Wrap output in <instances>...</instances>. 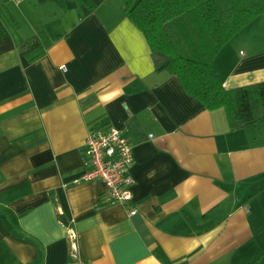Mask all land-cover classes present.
<instances>
[{"label": "crops", "instance_id": "1", "mask_svg": "<svg viewBox=\"0 0 264 264\" xmlns=\"http://www.w3.org/2000/svg\"><path fill=\"white\" fill-rule=\"evenodd\" d=\"M72 1H0V264H264V121L232 130L157 72L125 0ZM214 68L228 90L264 82V47L238 33ZM114 128L127 204L79 181L86 139Z\"/></svg>", "mask_w": 264, "mask_h": 264}, {"label": "trees", "instance_id": "2", "mask_svg": "<svg viewBox=\"0 0 264 264\" xmlns=\"http://www.w3.org/2000/svg\"><path fill=\"white\" fill-rule=\"evenodd\" d=\"M93 1L100 5L106 0ZM125 1L127 15L151 47L157 72L176 76L208 110L224 109L232 130L264 121V82L228 90L214 68L221 49L264 12V0ZM40 44L37 36L24 45L27 53L38 54L32 61L46 52Z\"/></svg>", "mask_w": 264, "mask_h": 264}, {"label": "built area", "instance_id": "3", "mask_svg": "<svg viewBox=\"0 0 264 264\" xmlns=\"http://www.w3.org/2000/svg\"><path fill=\"white\" fill-rule=\"evenodd\" d=\"M134 153L125 135L114 128L91 133L86 139V171L79 181L100 180L108 189L107 202L127 204L133 200L135 180L131 173ZM132 210L131 215L137 214ZM76 234L72 233V238Z\"/></svg>", "mask_w": 264, "mask_h": 264}, {"label": "rangeland", "instance_id": "4", "mask_svg": "<svg viewBox=\"0 0 264 264\" xmlns=\"http://www.w3.org/2000/svg\"><path fill=\"white\" fill-rule=\"evenodd\" d=\"M4 1L6 2L8 0H4ZM75 1L77 3H79L80 5H82V3H83L82 0H75ZM72 2H73L72 0H69V1L68 0H58V4L61 7H65V5L68 6L69 3L71 5ZM84 5H86V4H84ZM81 9H82V7H81ZM4 18H5L6 21L8 20V18L5 15V13H2V19L4 20ZM2 25H3L2 27H4L3 22H2ZM61 31L62 30H60V32H59L60 34H61ZM241 32H243V34H248V33L252 34V38L254 40L260 41V48H263L264 47V12L258 14V16L255 17L253 20L246 22V24L235 35H237L238 33L240 34ZM38 36H40V35H38ZM234 36L232 38H234ZM237 39L238 38H236V40Z\"/></svg>", "mask_w": 264, "mask_h": 264}]
</instances>
